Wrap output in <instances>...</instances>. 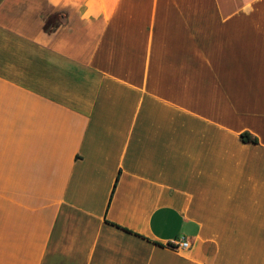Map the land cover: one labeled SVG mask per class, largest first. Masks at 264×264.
I'll return each instance as SVG.
<instances>
[{
    "label": "crops",
    "instance_id": "crops-1",
    "mask_svg": "<svg viewBox=\"0 0 264 264\" xmlns=\"http://www.w3.org/2000/svg\"><path fill=\"white\" fill-rule=\"evenodd\" d=\"M0 264H264V0H0Z\"/></svg>",
    "mask_w": 264,
    "mask_h": 264
},
{
    "label": "built area",
    "instance_id": "built-area-1",
    "mask_svg": "<svg viewBox=\"0 0 264 264\" xmlns=\"http://www.w3.org/2000/svg\"><path fill=\"white\" fill-rule=\"evenodd\" d=\"M171 247L175 248L176 250H187L191 247L190 242L185 237H180L178 240L175 241Z\"/></svg>",
    "mask_w": 264,
    "mask_h": 264
},
{
    "label": "trees",
    "instance_id": "trees-1",
    "mask_svg": "<svg viewBox=\"0 0 264 264\" xmlns=\"http://www.w3.org/2000/svg\"><path fill=\"white\" fill-rule=\"evenodd\" d=\"M242 139L246 143H249V142L256 143V144L258 143V139L254 138L251 134L247 132L242 134Z\"/></svg>",
    "mask_w": 264,
    "mask_h": 264
},
{
    "label": "rangeland",
    "instance_id": "rangeland-1",
    "mask_svg": "<svg viewBox=\"0 0 264 264\" xmlns=\"http://www.w3.org/2000/svg\"><path fill=\"white\" fill-rule=\"evenodd\" d=\"M51 19H56V16H55V15H53V16L51 17Z\"/></svg>",
    "mask_w": 264,
    "mask_h": 264
}]
</instances>
